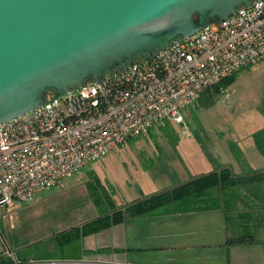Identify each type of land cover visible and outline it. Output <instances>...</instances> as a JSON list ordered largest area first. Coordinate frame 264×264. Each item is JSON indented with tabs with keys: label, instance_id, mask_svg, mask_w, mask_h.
I'll use <instances>...</instances> for the list:
<instances>
[{
	"label": "built area",
	"instance_id": "built-area-1",
	"mask_svg": "<svg viewBox=\"0 0 264 264\" xmlns=\"http://www.w3.org/2000/svg\"><path fill=\"white\" fill-rule=\"evenodd\" d=\"M264 60V0H251L153 55L134 58L67 96H46L35 110L0 123V216L41 190L62 186L83 166L147 136L183 124L209 89ZM4 256L15 263L10 250Z\"/></svg>",
	"mask_w": 264,
	"mask_h": 264
},
{
	"label": "rangeland",
	"instance_id": "rangeland-1",
	"mask_svg": "<svg viewBox=\"0 0 264 264\" xmlns=\"http://www.w3.org/2000/svg\"><path fill=\"white\" fill-rule=\"evenodd\" d=\"M224 87L228 98L210 91L198 106L185 111L183 124L157 125L147 136L83 166L62 186L41 190L33 200L3 209L0 254L14 248L19 254L15 263L50 264L53 260L44 259L64 249L57 246L53 234L92 218L96 209L117 208L139 197L155 182L156 174L161 180L173 178L174 171L186 174L202 169L201 140L221 138L224 143L244 134L258 136L264 128H259L264 123V60L237 72ZM52 94L46 91V96ZM225 193L229 194L225 197L227 217L234 219L240 213L246 219L257 209L243 206L250 201L264 214V177H241ZM228 228L236 235L229 223Z\"/></svg>",
	"mask_w": 264,
	"mask_h": 264
},
{
	"label": "water",
	"instance_id": "water-1",
	"mask_svg": "<svg viewBox=\"0 0 264 264\" xmlns=\"http://www.w3.org/2000/svg\"><path fill=\"white\" fill-rule=\"evenodd\" d=\"M251 0H0V123L134 58L153 55Z\"/></svg>",
	"mask_w": 264,
	"mask_h": 264
},
{
	"label": "crops",
	"instance_id": "crops-1",
	"mask_svg": "<svg viewBox=\"0 0 264 264\" xmlns=\"http://www.w3.org/2000/svg\"><path fill=\"white\" fill-rule=\"evenodd\" d=\"M263 127L264 123L259 126ZM207 141L199 142L203 151L199 156L204 158L202 169L186 174L174 171L171 180L167 177L160 180L162 176L156 174L155 184L152 182L144 194L116 206L222 166H229L237 176L259 172L264 177V128L258 136L244 134L224 143L221 138ZM215 194L213 191L212 195ZM206 201H209L208 196L194 202L186 198L146 215L126 217L106 229L82 236L79 241L64 247L59 255L44 260H53L56 264H264V214H261L260 206H255L254 201L246 205L243 202L246 208L257 209L248 213L246 219L240 213L231 219L226 218L222 207H202ZM111 207L102 211L96 209L94 216L87 220L110 212ZM232 209L235 211L236 208ZM228 223L236 235L229 232ZM239 236L244 240L229 241ZM6 250L19 256L14 248ZM4 252L0 255L4 256Z\"/></svg>",
	"mask_w": 264,
	"mask_h": 264
},
{
	"label": "trees",
	"instance_id": "trees-1",
	"mask_svg": "<svg viewBox=\"0 0 264 264\" xmlns=\"http://www.w3.org/2000/svg\"><path fill=\"white\" fill-rule=\"evenodd\" d=\"M234 76L235 74L229 76L228 78H225L220 84L222 86H227V84H229L233 80ZM210 91H215L218 94V86L209 89L207 93H209ZM202 100L203 98L201 99V102ZM253 176H262V173L253 172ZM240 178L241 176L233 174L229 166H222L207 173H202L194 176L189 180L179 182L160 191L146 195L126 205L117 208H114L112 206L113 208L111 207L110 212L101 214L81 224L59 231L53 234V237H55L57 246L60 248H64L67 245H71L79 241L82 236L106 229L113 224L121 222L126 217L146 215L159 207L169 205L177 200L186 198L194 202V200L196 199L208 196L209 201L203 202L201 205L202 207H222L225 211V207L228 208V206H226L225 204V197L229 195L228 193H225V191L227 192L228 188L234 186L236 181H238ZM213 190H215L217 193L214 196L212 195ZM210 199H214L215 201H210ZM242 240H244L243 237L239 236L230 239L229 241L236 242ZM0 264L14 263L12 259L4 258L3 255H0Z\"/></svg>",
	"mask_w": 264,
	"mask_h": 264
}]
</instances>
